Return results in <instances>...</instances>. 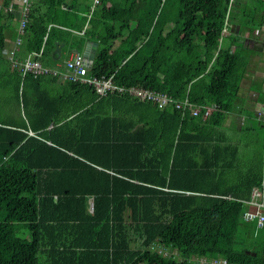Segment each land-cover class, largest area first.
Segmentation results:
<instances>
[{
    "label": "trees",
    "instance_id": "trees-1",
    "mask_svg": "<svg viewBox=\"0 0 264 264\" xmlns=\"http://www.w3.org/2000/svg\"><path fill=\"white\" fill-rule=\"evenodd\" d=\"M94 1L32 0L13 59L65 73L70 57L55 66L56 43L83 55L96 42L89 75L212 112L161 110L127 93L101 96L88 84L23 73L0 32V264H264V228L243 219L261 175L228 183L232 147L229 160L201 159L214 128L238 108L250 64L242 31H226L260 29L264 3L248 18L247 0ZM12 2L3 0L0 20L6 12L13 21ZM198 128L203 139L191 134Z\"/></svg>",
    "mask_w": 264,
    "mask_h": 264
},
{
    "label": "crops",
    "instance_id": "crops-1",
    "mask_svg": "<svg viewBox=\"0 0 264 264\" xmlns=\"http://www.w3.org/2000/svg\"><path fill=\"white\" fill-rule=\"evenodd\" d=\"M31 1L32 0H30V9ZM261 1L264 3V0ZM3 4V0H0V9L4 7ZM24 6V0H13L9 10L13 14V21L7 16L6 12H4V17L0 20V32L6 34L5 54H10L13 51L18 53L23 45V36H20V34L23 35L25 32L20 33V22L23 15L22 8ZM259 18L264 19V13L259 16ZM237 19L241 20L242 18L239 17ZM237 26L240 28L238 30L237 27H235L234 32L237 35L242 31L240 42L242 44L245 43V46L249 51L247 56L250 58V64L242 76L238 108L234 111L225 113L221 125L214 128V139H210L208 144L204 143L211 153L207 155L204 153L203 155L205 156L201 159L207 164L218 163L220 158L223 160H229L224 151H226L228 147L235 149L237 152V158L233 161L231 160V162L235 163V169L233 171H228V183L233 186L234 183H238L241 177L245 178L250 174L252 176H257L258 174L261 175V186L254 187L252 191L255 189L262 191V196L258 197L256 201L258 202L259 207H262L260 210L264 213V92L262 89V83H264V23L262 27L255 32L249 31L248 29H242L241 24H237ZM15 32H18V37L20 36L19 38L22 39L19 47L16 43L18 38L17 36H14ZM234 32L231 31L230 26L226 31V35H230ZM57 44L62 45L61 55L58 58L53 52V56L56 57L57 60H60L67 47L65 43L57 42L56 47ZM232 49L235 50L234 47ZM75 52H78V50L75 49L69 51L67 58L64 61L62 60V62L57 63L55 66L63 64L70 55ZM61 82L62 81H58L59 84H61ZM261 90L263 93L257 97L254 91ZM154 106L157 107L156 105ZM201 132L202 130L198 128L197 133L192 132L191 134L196 136L199 135V138L203 139L204 134ZM208 137L209 136H207V139ZM257 137L258 139H256ZM216 147H219L216 151L217 156L213 154V149ZM252 191L249 198L245 201V204L247 205L246 211L257 209L256 205L250 203L252 199Z\"/></svg>",
    "mask_w": 264,
    "mask_h": 264
},
{
    "label": "built area",
    "instance_id": "built-area-1",
    "mask_svg": "<svg viewBox=\"0 0 264 264\" xmlns=\"http://www.w3.org/2000/svg\"><path fill=\"white\" fill-rule=\"evenodd\" d=\"M101 0H95V4H99ZM25 6L22 8V19L20 22V31L24 33L28 23H29V15H30V0H24ZM22 39H17L18 47L21 44ZM14 52H11V59L14 61L15 67H17L23 73H32L35 76L37 75H49L52 74L54 76H59L60 79L64 81H74L81 82L82 84H88L94 87L97 93L101 96H106L110 92H123L127 93L132 98L142 101L148 102L156 105L159 109L164 110L168 106L172 105L175 109L180 112L189 111L193 116L198 117L203 114L204 117H209L212 112V107L197 105L188 100L185 101H177L172 96L153 91L150 89H144L141 87H123L118 86L114 83L113 77L111 78H97L95 76L89 75L90 66L88 65L86 59L81 53H73L69 60L65 65V73H61L58 70H51L45 68L43 64L38 59L30 58L26 62L22 63L18 60L13 59ZM262 196V191L259 189H255L252 191V199L251 204L256 205L257 209L246 211L243 215V219L246 222H256L258 229L264 228V213L260 210L262 207H259L258 202L256 201L258 197ZM93 202H90V211H94ZM203 264H228L225 259H206L202 258L200 260Z\"/></svg>",
    "mask_w": 264,
    "mask_h": 264
},
{
    "label": "rangeland",
    "instance_id": "rangeland-1",
    "mask_svg": "<svg viewBox=\"0 0 264 264\" xmlns=\"http://www.w3.org/2000/svg\"><path fill=\"white\" fill-rule=\"evenodd\" d=\"M253 7H261V5H260V2H258L257 0H247V12H248V15H247V17L249 18V17H252V16H255V14L256 13H252V8ZM237 10V11H236ZM243 8H236V9H234V11H233V15H236V16H240V17H242L243 16V14H242V12H243ZM250 11V12H249ZM75 49H77V47L75 48V46H69V47H67L65 50H64V53H63V56H62V58H61V60H65L66 58H67V55H68V52L69 51H73V50H75ZM248 136V135H247ZM256 139H258V137L256 138ZM260 144V143H259ZM258 144V145H259ZM257 145V146H258ZM262 239H263V232H262V230L261 231H259V237H258V240L259 241H262ZM157 251L160 253L161 251H162V253L163 254H165L166 256H176V257H178V254H177V252L175 251V250H173V249H163V248H158L157 249ZM44 259V257H41V260H43Z\"/></svg>",
    "mask_w": 264,
    "mask_h": 264
},
{
    "label": "water",
    "instance_id": "water-1",
    "mask_svg": "<svg viewBox=\"0 0 264 264\" xmlns=\"http://www.w3.org/2000/svg\"><path fill=\"white\" fill-rule=\"evenodd\" d=\"M235 27H237V29L239 30V26L237 25H231V31L234 32ZM238 32V31H237ZM61 49H62V45L57 44L56 50L54 51V55L58 56V58L61 55ZM98 49V43L96 42H88L85 46L84 52H83V56L84 58L88 61V65L91 66L94 62L95 59V55ZM262 89L264 92V83H262ZM262 90L261 91H254V93L256 94L257 97L260 96L261 93H263Z\"/></svg>",
    "mask_w": 264,
    "mask_h": 264
},
{
    "label": "bare ground",
    "instance_id": "bare-ground-1",
    "mask_svg": "<svg viewBox=\"0 0 264 264\" xmlns=\"http://www.w3.org/2000/svg\"><path fill=\"white\" fill-rule=\"evenodd\" d=\"M87 61V60H86ZM87 63H88V61H87Z\"/></svg>",
    "mask_w": 264,
    "mask_h": 264
}]
</instances>
